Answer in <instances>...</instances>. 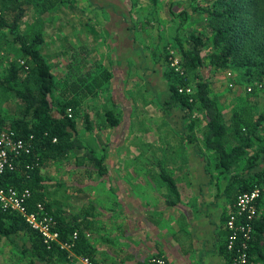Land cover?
<instances>
[{
    "label": "rangeland",
    "instance_id": "rangeland-1",
    "mask_svg": "<svg viewBox=\"0 0 264 264\" xmlns=\"http://www.w3.org/2000/svg\"><path fill=\"white\" fill-rule=\"evenodd\" d=\"M19 1L23 13L18 23V33L27 38L40 34L38 51L55 79V100L62 83L75 78L76 74L106 69L113 82L107 88L100 87L94 96L83 98L75 117L76 132L81 143L95 156L102 157V162L106 159L103 165L107 168L106 175L109 174L110 182L106 192L101 185L94 187L91 183L98 179L97 175L93 177L96 171L90 169L93 166L91 163L83 162L86 159H77L81 156V152L77 151L70 154L68 160L76 158L71 161L72 164H82L79 168L65 163L68 160L59 164L50 161L47 166L49 171L43 173L42 190L46 200L56 202L58 199L62 201H57L61 205L64 201L79 204L77 211H66L64 216L67 219L80 217L85 220L82 231L92 246L96 243L99 247L97 255L94 251L97 264H143L148 257L142 261L139 258H142L147 243H143L141 235L135 233V220L132 223L123 220L125 215H121L116 198L173 199L160 178L159 169L162 168L173 178L179 198H182V204L178 203L177 206L185 209L186 205L191 225L188 223L186 228L197 234L195 246L200 247L201 251L205 241L209 245L213 240L212 231L220 227L223 223L220 217L226 216L230 208L227 199L220 194L226 179L233 174H251L259 167L257 162L254 163L256 166L247 167L248 160H251L247 158L263 144L260 137L264 128V75L260 80L247 81L243 78L242 69L233 64L223 69L207 65L205 54L210 50V22L207 14L191 8L196 4L194 0H67L44 12L39 11L35 1ZM106 14L109 18L101 23ZM115 19L127 20L126 39L117 37L113 25ZM99 24L105 25L101 27ZM190 33L203 38L201 55L204 65L198 72L208 81L209 93L217 105L222 123L228 128L231 122L238 121L236 118L251 121L262 114L254 128L251 146L224 175L217 174L213 153L203 146L205 120L200 110L193 107L186 114L168 99L167 75L171 69L167 57L172 54L179 59L176 42L179 40L186 48V37ZM22 60L18 44L12 41L11 34L7 29H0V75L5 74L10 62L21 65ZM113 61L123 68L121 74H111L113 65L109 63ZM184 78L188 84H192L189 72L185 73ZM190 85L187 86L192 93ZM107 89L110 93H104ZM112 99L125 100L120 107L121 113L111 107ZM21 108V101L0 87V117L5 120L17 117ZM105 111L116 118V125H106ZM243 132L244 129L240 127V133ZM235 138L227 132L226 147L236 144ZM186 164H193L195 168L188 169ZM59 175H64L66 182L57 181L56 176ZM105 196L111 198L110 203L102 199L101 205L107 207L108 211H120L104 216V208L101 212V208L93 205L91 198ZM162 207L169 210L166 215L171 217L174 214L179 234H183L185 216L177 209L171 211V206L163 204ZM261 212H264V194L257 205V214ZM153 221L164 222L162 219ZM137 226L141 229V222ZM156 228L160 230L158 225ZM166 231L165 238L164 235L160 237L162 241L168 237L169 227ZM152 234L151 231L150 234L147 232L146 237H153ZM146 237L144 235L143 239L149 240ZM219 237L218 246L223 240L222 235ZM21 240H13L16 251L20 250ZM161 242L151 243L159 245ZM185 242L187 240L182 241V246ZM200 251L197 253L198 259H204L205 254ZM163 254L158 257L167 263V255ZM22 257L27 258L21 253ZM221 261L223 264L222 258ZM51 262L60 264L58 261ZM12 264H16V261ZM199 264L203 262L200 260ZM207 264L216 262L208 261Z\"/></svg>",
    "mask_w": 264,
    "mask_h": 264
},
{
    "label": "trees",
    "instance_id": "trees-1",
    "mask_svg": "<svg viewBox=\"0 0 264 264\" xmlns=\"http://www.w3.org/2000/svg\"><path fill=\"white\" fill-rule=\"evenodd\" d=\"M30 1H35L41 12L67 2V0ZM194 1L196 4L191 5V8L207 14L210 22V50L205 54L207 65L223 69L233 64L242 69L245 80H260L264 75V0ZM22 13L23 8L19 0H0V29H7L11 34L12 41L18 44L23 58L21 65L15 61L10 62L5 74L0 75V87L10 92L22 104L17 117L9 120L0 117V131L12 130L15 136L25 139L30 136L29 153L17 159L12 171H5L0 176V186H12L17 190L28 189L29 196L23 204L25 213L34 212L37 204H40L51 218L49 229L56 237L51 240L45 239L40 232L30 227L20 214L5 211L0 212V239L13 241L22 238L19 243L20 252L28 258L26 264H34L32 260L40 264H51V261L64 264L70 254L85 258L89 264H97L94 258L95 249L82 231L84 219L80 217L66 219L59 207L46 200L42 190L40 168L49 161L61 160L71 152L80 151L79 160L86 159L95 166L98 175L105 173V165L101 158L95 156L79 140L75 117L83 98L94 96L109 80L110 73L106 69H100L96 73L87 71L76 74L75 78L62 83L58 90V98L55 100L53 95L55 79L44 57L38 51L40 34L27 38L18 33ZM176 43L180 53L182 75L172 70L167 75L168 99L186 114H189L193 107L200 110L205 120L203 146L213 153L217 174L224 175L251 146L254 128L259 124L262 114H258L251 121L236 118L238 121L231 122L230 128H227L222 123L217 105L210 96L207 79L198 72L204 65L201 55L203 38L190 33L186 37V48L179 40ZM186 72L191 75V85L184 78ZM183 85H190L192 93L178 92L177 88ZM104 117L107 126L116 125L117 120L111 112L105 111ZM240 127L245 132L240 133ZM227 132L234 135L237 141L229 147L225 145ZM260 139L263 144L247 158L251 159L248 160L247 167L250 168L255 162L259 167L257 166L258 168L251 174L229 176L220 191L227 199L231 210L236 195L242 191L257 187L259 190L257 205L260 196L264 194V128ZM159 175L173 198L171 200L166 198L165 203L174 204L179 199V193L173 178L162 168L159 169ZM214 186L217 193L218 186L216 183ZM225 218L226 216L220 217L222 224ZM249 225L251 232L247 242L248 258L253 264H264V212L252 217ZM226 234L225 230L223 240L218 246L223 264L230 262V255L224 244Z\"/></svg>",
    "mask_w": 264,
    "mask_h": 264
},
{
    "label": "crops",
    "instance_id": "crops-1",
    "mask_svg": "<svg viewBox=\"0 0 264 264\" xmlns=\"http://www.w3.org/2000/svg\"><path fill=\"white\" fill-rule=\"evenodd\" d=\"M106 18H109V15L107 17V14H106L101 23H105V20H107ZM126 21H127L126 19H125V21H123V20L119 21L118 19H115V21L113 22L114 23L113 25L115 27V33L117 34L118 38L124 37L126 39V37L128 35V31H127V25L128 24ZM99 25H101V24H99ZM102 25L104 26L105 24H102ZM102 25H101V27H102ZM111 49H113V47ZM111 53H113V50ZM110 62H111V60H110ZM109 65L110 66L113 65V66H111V68L113 69L111 71V74H114V73L121 74L122 73L121 71H123V68L120 67L116 61H113V63H109ZM114 70H115V72H114ZM110 83L113 84L112 77H110V79L107 81V83L103 84L101 87L107 88V87H109ZM122 91L123 90H121L120 93H122ZM104 93H110V92L107 89V91ZM111 96H113L116 99V97L114 95L111 94ZM125 97L126 96L123 95V99H125ZM116 100L112 99L111 107H115V109L117 111H120V107L123 104H125V100H123V101L122 100L116 101ZM120 113H121V111H120ZM101 133H102V131H101ZM105 134H106V132H105ZM72 153H76V152H71L70 154H72ZM192 153H193V150H192ZM70 154H68L64 159L55 160L54 162L56 164H59V162H62V161L65 162L70 157ZM75 159L76 158L69 159L65 163L69 162V165H70V164H72L71 160L75 161ZM77 159H80V158H77ZM101 159H102V157H101ZM51 162H53V161H51ZM83 162H85L86 164L89 165L87 160H85ZM104 162H106V159ZM49 165H50V161L45 166L40 168V175L42 177V181H41L42 183L44 182L43 173L45 172V170L49 171L47 169V166H49ZM187 165L188 164H186V166H185L186 168H187ZM71 166H74L75 168H79L80 166H82V164L78 165L75 162ZM183 166H184V164H183ZM189 168L193 169V168H195V166L193 164H190V165H188V169ZM90 169L96 171L94 166H91ZM105 170L106 171L103 175H98L97 172L96 173L94 172L93 177L95 175H97L98 179L93 180L91 182V183H93L94 187H98L99 185H101L104 188V192H106L108 185L110 183L108 181L109 180V174L107 173V175H106V172H107L106 166H105ZM66 177H68V176H66ZM69 178H70V176H69ZM56 179H57V181H60V182H63V181L66 182L64 175L56 176ZM131 181H133L132 178H131ZM125 184H127V183L125 182ZM177 190H178V188H177ZM91 199H92L91 201H92L93 205L96 208H98V209L101 208V209H99V210H101V212L103 210H104L103 212H106V214L104 216H106L108 213H115L117 211H120V209H121V215L122 216L125 215V217H123V220H125L129 223H132L134 220L136 221V223H135L136 226H135L134 231L136 234L141 235V240L143 243L144 242L147 243L146 249L143 251V254H141L142 258H139L140 261L145 260L147 257L149 258L152 256H162V252H163L164 253L163 256L167 255V263L166 264H181V262H182V264H194V262L196 264L197 263L199 264L200 260L203 262V264H207L208 261H214V260H215L216 264H218V263L222 264V261H221L222 257L218 253V247H217L218 243H219L217 238H220L219 235H223V233L225 231L222 224L220 225V227L218 229L214 228V230L212 231V236H213L212 242L208 245L207 241H205L204 242L205 244H202V248L200 251V247L197 248L195 246L197 234L196 233L193 234L194 230L192 231L189 228H186V225L189 223V218H190L188 215V210H186V205H185V209H180V207L177 206L178 203L182 204V202H181L182 198H179L178 201H176L174 204L168 205L165 203L164 198H161V199L160 198H138V197L137 198H131L130 196H125L124 198H116L117 199L116 204H118L120 209L116 210L115 212L110 211V210L108 211L107 207L104 208L103 205H101L102 199L105 201V203H107V202L110 203L109 200H111V198H106V196H105V198H91ZM47 201L50 202L53 206L59 207L62 210L63 216L66 215V211H67V213L68 212L74 213L75 211H77L79 209L78 208L79 204L76 202L74 203V202L64 201L63 202L64 204L61 205L59 202H57V201H61L58 199H56V202H52L50 200H47ZM133 202H134V205L132 204ZM163 204H165L167 206H171L172 207L171 211H174L175 209H177V211L181 215L185 216V223L183 225L185 228L182 226L184 228L183 234H179L180 230H178L176 227V219H175L174 214L171 217L169 216V214L166 215L169 212V210L163 209V207H162ZM165 211H167V212H165ZM190 214L192 215V212H190ZM165 216H166V220H165ZM155 219H158V220L162 219V220H164V222L163 223H161V222L154 223L153 220H155ZM139 222H141V226H142L141 229H139V227L137 226V223L139 224ZM156 225L159 226L160 230H158L156 228ZM189 225H190V223H189ZM168 227L170 229L169 233L167 234L168 237L166 239H164V241H162L160 237H162V235H164V238H165L164 233H167L166 229ZM182 227H180L179 229H181ZM150 231L153 232V234H152L153 237L147 238L146 233L149 232V234H150ZM144 235L149 240H144L143 239ZM201 237L203 238V234L201 235ZM186 240H187V243L185 242V245L182 246V241H186ZM188 240H189L190 244L188 243ZM165 241L167 244H165ZM192 241H194L193 245L196 248L192 247ZM151 242H155V243L161 242V243L159 245H153ZM93 246L95 247V253H96L95 255H97L98 253L96 251L99 250V247L97 246L96 243L93 244ZM15 247H16L15 242L4 239V238L0 239V264H5V263L6 264L7 263L12 264V262L14 260L16 261V264H22V263L26 264L27 263L28 258L22 257L23 259H21V252H20V250L16 251ZM199 251H200V253L205 254L204 259H198L199 257L197 255V253H199ZM195 254H196V257H195ZM32 261L34 264H40L35 260H32ZM71 262H72V264H82L81 260L78 257L70 254L67 264H69Z\"/></svg>",
    "mask_w": 264,
    "mask_h": 264
},
{
    "label": "built area",
    "instance_id": "built-area-1",
    "mask_svg": "<svg viewBox=\"0 0 264 264\" xmlns=\"http://www.w3.org/2000/svg\"><path fill=\"white\" fill-rule=\"evenodd\" d=\"M170 55L167 57L170 69L176 74L182 75L180 60L173 57L172 54ZM177 91L185 94L191 93L190 87L187 85L179 86ZM29 139L30 136L27 139L15 136L12 130L0 131V176L5 171H12L15 168L17 159L29 153ZM28 196V189L17 190L12 186H0V212L14 211L20 214L30 227L40 232L45 239H54L56 234L49 229L51 218L45 213L40 204H37L34 212L25 213L23 204ZM258 196L259 190L257 187L238 193L233 203V209L229 208L226 214L223 224L227 231L224 237V244L230 255L229 264H251L247 255V242L251 232L249 220L257 214L256 201ZM74 234L75 232L72 236ZM78 258L82 264H89L85 258ZM69 264H72V262ZM144 264L166 263L163 258L152 256Z\"/></svg>",
    "mask_w": 264,
    "mask_h": 264
}]
</instances>
